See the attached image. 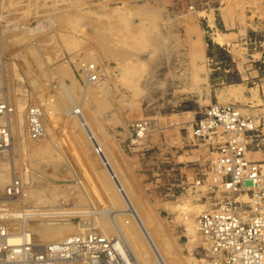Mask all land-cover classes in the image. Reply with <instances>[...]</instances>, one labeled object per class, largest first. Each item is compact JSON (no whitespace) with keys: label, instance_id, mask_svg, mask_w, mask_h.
<instances>
[{"label":"rangeland","instance_id":"374dc122","mask_svg":"<svg viewBox=\"0 0 264 264\" xmlns=\"http://www.w3.org/2000/svg\"><path fill=\"white\" fill-rule=\"evenodd\" d=\"M142 1L0 0V127L9 133L0 152V218L9 233L23 232L7 213L59 208L67 213L26 221L62 230L30 239L35 245L97 232L118 237L128 264H153L156 253L166 264H210L197 216L226 196L247 198L213 180L212 148V156H200L193 127L215 103L193 121L141 116L144 99H158L143 81L158 57L141 52L157 46L159 27L175 11L200 18L238 0H148L141 14ZM31 108L37 137L30 135ZM258 138L249 139L246 155ZM15 180L18 193L8 195Z\"/></svg>","mask_w":264,"mask_h":264},{"label":"crops","instance_id":"0c3cea01","mask_svg":"<svg viewBox=\"0 0 264 264\" xmlns=\"http://www.w3.org/2000/svg\"><path fill=\"white\" fill-rule=\"evenodd\" d=\"M149 6L148 0L140 2L139 13ZM180 13L159 27L157 46L141 52L158 57L143 78L158 99H144L141 116L193 121L211 103L232 104L254 118L260 137L259 147L250 148L247 156L264 161V0H238L200 18ZM218 34L222 42L215 40ZM202 144L201 158L212 156Z\"/></svg>","mask_w":264,"mask_h":264},{"label":"built area","instance_id":"2783aa9c","mask_svg":"<svg viewBox=\"0 0 264 264\" xmlns=\"http://www.w3.org/2000/svg\"><path fill=\"white\" fill-rule=\"evenodd\" d=\"M264 65V58L262 60ZM4 106L0 105V112ZM38 113L28 114L31 137H37ZM141 137L145 128L138 126ZM197 139L212 148L213 180L227 193L217 208L203 211L195 222L210 264H264V164L250 160L246 148L257 127L251 115L232 104H211L204 108L193 127ZM8 131L0 127V152L7 145ZM100 152V148L96 147ZM13 181L6 192L18 193ZM248 206V207H247ZM248 208V209H247ZM8 234L17 241L10 242ZM118 237L97 232L72 234L38 246L23 232L9 233L0 218V264H128Z\"/></svg>","mask_w":264,"mask_h":264},{"label":"bare ground","instance_id":"6f19581e","mask_svg":"<svg viewBox=\"0 0 264 264\" xmlns=\"http://www.w3.org/2000/svg\"><path fill=\"white\" fill-rule=\"evenodd\" d=\"M258 104V103H257ZM21 107V106H20ZM73 112V111H72ZM70 117V116H69ZM86 129V131H88L89 129H87V128H85ZM4 151V150H3ZM3 151H1V153L3 152ZM1 157V156H0ZM104 157H105V159L107 160V157H106V155L104 154ZM102 159H103V157H101ZM2 162V161H1ZM111 168V167H110ZM109 170V169H108ZM112 172H114V171H112ZM114 183L115 184H117V181L116 180H114ZM118 186V185H117ZM34 191V190H33ZM32 192V191H31ZM126 194V193H125ZM54 195V194H53ZM24 196V195H23ZM31 198V197H30ZM125 210V209H124ZM129 213L128 214H130V215H132V216H134V218H136V220L137 221H139V224H141V220H140V218L137 216V215H135V213L133 212V209L131 208H127L126 209ZM112 213L113 212H115V211H111ZM65 213H67V212H65L64 210L63 211H61V210H59V208H52V209H47V211L45 210H43V211H39L38 209L37 210H35V208L34 209H29V208H27V209H23V210H19V211H14V212H10V213H7L6 214V216H8L9 218H11V219H18V220H20V226H21V228H22V231H23V236L24 235H27V237H29L31 240L33 239H37V240H40V238L41 237H43V236H57V235H60L61 234V232H62V230L61 229H59V228H55V227H50V226H42V225H38V224H36L35 223V225H32V226H30L29 225V223L28 224H26L27 222V220L29 219H33V218H37V217H53V216H55V215H62V214H65ZM113 215V214H112ZM133 218V219H134ZM11 221V220H10ZM26 225L28 226H30L29 228H27L26 227ZM141 226V225H140ZM27 230H29V231H32V233H27L26 231ZM143 232L142 233H144V236H146V237H148L149 238V243H150V245H152V248H154V251H155V249L157 250V247H155V244L153 243V241L151 240V237L149 236V233L147 232V230L146 229H144V230H142ZM7 237L9 238V241L10 242H13V241H17L18 239L17 238H15V237H17V236H15L14 234H8L7 235ZM30 240V241H31ZM37 240H35V241H37ZM128 250L130 251V253H131V255H132V257L136 260V256H135V254H134V252H133V250H131L130 248H128ZM158 252V251H157ZM124 253V252H123ZM128 258V257H127ZM129 260V259H128ZM153 262V264H166L165 262H164V260H163V258L160 256V255H158L157 253H156V256H155V259L152 261ZM129 263V262H128Z\"/></svg>","mask_w":264,"mask_h":264},{"label":"trees","instance_id":"16d2710c","mask_svg":"<svg viewBox=\"0 0 264 264\" xmlns=\"http://www.w3.org/2000/svg\"><path fill=\"white\" fill-rule=\"evenodd\" d=\"M209 42V44H210V41H208Z\"/></svg>","mask_w":264,"mask_h":264},{"label":"water","instance_id":"95a60500","mask_svg":"<svg viewBox=\"0 0 264 264\" xmlns=\"http://www.w3.org/2000/svg\"><path fill=\"white\" fill-rule=\"evenodd\" d=\"M118 183V182H117ZM119 184V183H118Z\"/></svg>","mask_w":264,"mask_h":264}]
</instances>
